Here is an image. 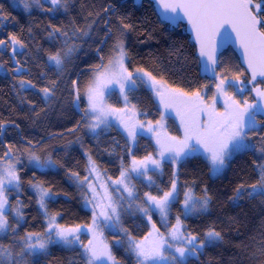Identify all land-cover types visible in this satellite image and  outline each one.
<instances>
[{
    "label": "snow or ice",
    "instance_id": "6c2138e0",
    "mask_svg": "<svg viewBox=\"0 0 264 264\" xmlns=\"http://www.w3.org/2000/svg\"><path fill=\"white\" fill-rule=\"evenodd\" d=\"M144 3L154 21L133 19L129 8ZM20 5L29 14L33 9L50 14L43 31L53 47L38 46L31 27L27 39L16 32L0 38V77L11 82L16 98L15 118H0V264H51L54 247L75 254L68 264H121L117 250L129 264H197L207 250L224 245L226 235L215 224L197 231L188 223L204 219L219 198L203 181H181L182 169L194 159L205 163L213 179L251 157L228 200L236 208L242 201L258 202L264 217V0H103L81 2L76 16L74 0H20ZM60 12L68 23L53 22ZM13 20L0 5V28ZM185 24L202 83H177L159 58L150 56L145 64L133 55L132 35L147 44L157 26H169L171 34ZM86 49L95 56L82 61ZM145 93L158 118H149L141 106ZM112 96L119 103L110 102ZM65 105L80 116L66 132L83 149L82 169L53 156L51 141L65 139L64 132L44 139L28 130L30 124L46 131ZM169 120L176 122L175 134ZM21 121L28 123L22 127ZM82 129L96 141V152L84 144ZM113 130L123 145L113 138L112 145L102 146ZM145 137L154 148L139 156L135 149ZM72 145L71 140L62 145L65 153ZM101 150L116 157L115 177L97 158ZM61 169L79 193L87 214L83 222H62L63 212L50 207L62 195L72 198L40 178ZM25 191L37 205L38 230L26 227ZM252 239L236 247L248 264H264V221L259 239ZM235 264L244 260L237 257Z\"/></svg>",
    "mask_w": 264,
    "mask_h": 264
},
{
    "label": "trees",
    "instance_id": "16d2710c",
    "mask_svg": "<svg viewBox=\"0 0 264 264\" xmlns=\"http://www.w3.org/2000/svg\"><path fill=\"white\" fill-rule=\"evenodd\" d=\"M74 2L76 7L72 9L71 15L76 16L80 11L78 5L81 2H95L99 5L103 0H74ZM133 2L134 0H129L130 4ZM0 5H3L5 11L12 17H15V20L7 23L5 27L0 28V38H5L8 33L16 32L18 34L22 33L23 38L27 39L29 36L28 29L31 27L38 46L44 49L53 47L51 42L47 39L46 33L43 31L51 19L50 14L44 13L40 9H33L31 14L26 13L22 7L14 6L11 0H0ZM129 11L133 12V19L140 20L143 16H150L153 21L155 20V17L151 16V10L148 9L147 3H144V7H140L139 4H137L136 9L129 8ZM56 15L57 19L53 22L59 23L62 21L65 24L68 23V15H65L63 12L57 13ZM77 18L79 19V16H77ZM168 28L169 26H157L155 28L153 40L149 41L147 44L137 43V40L143 39V37L132 35L131 43L134 46L133 55L136 56V59L140 63L145 64L149 63L150 56L159 58L160 62H163V64L173 70L170 72L169 78L177 83L187 82L188 80L202 83L203 81L198 74L199 70L197 63L193 57L192 46L194 41L192 35L187 30L186 24L179 28L172 29L171 34ZM177 49H179L178 52L176 51ZM94 56L95 53L88 57H81V60L92 59ZM242 79H247V75L242 77ZM30 98L36 99L35 97ZM110 102L119 103V97H110ZM15 104L16 98L11 88V82L0 77V118H15V114L12 112V108ZM141 106L148 111L149 118H158L156 117V109L149 94L145 93L141 95ZM79 119V114H75L70 106L65 105L63 114L57 112L50 118L49 124L46 125V131L43 129H34L30 124L28 125V130L35 132L38 138L44 139H46L51 132H64L65 139L51 141V144L57 149V151L53 153V156L54 158H59L63 163L82 169L84 163L82 155L83 149H81L79 145H76V143H78L76 142V137L66 132V129L72 127ZM27 123V121H21L22 127ZM168 125L169 130L175 134L177 127L176 122L169 120ZM80 136L84 144L87 147H91L92 150L96 152V141H94L89 134L83 132V129L80 130ZM8 138L11 139L12 137L9 136ZM113 138L120 140L121 145H123L124 138L116 130L106 134L101 139L100 143L102 146H110L113 143ZM69 140L73 141V145L72 148L65 153L62 145L67 144ZM153 148L154 143L145 137L139 141V146L135 151L137 155L143 156L146 152L152 151ZM97 158L102 166L107 169L108 174L115 177L118 173V161L116 157L108 156L101 150ZM250 159L251 157H243L237 160L221 178L209 179L207 168L202 160L194 159L188 163L186 169H182V182L185 179L191 181L193 178H196L198 181L207 183L210 189L219 197L214 201L210 213L204 219H193L188 222L190 227L200 231L209 224H215L218 228H223L226 235V243L219 248L207 250L206 253L200 257L197 264H235L237 257L243 259L244 264H248L247 259L241 255V248L236 247V245L241 241H243L244 244H253V237L259 239V229L262 221H264V217L260 214L258 202L250 203L248 201H242V207L236 208L228 200V195L231 194L233 184L239 179L242 170L248 167ZM78 161L79 164H77ZM248 171L250 172V169H248ZM169 172L170 169L166 167L165 175L161 178L165 184L168 181ZM24 175L29 176L28 173H24ZM40 178L55 182L62 192L66 191L72 197L70 200H66L62 195L58 198L57 203L50 205L54 210L63 212L62 222L72 224L83 222L87 219V214L83 210L79 200V193L76 191L75 186L72 185L64 175L63 169H61L58 174H50ZM202 186L201 183L197 184V194H199V189ZM24 187L27 190V184H25ZM28 195H30V193L25 191L24 195L21 196V199L29 204V207L24 209L26 227L29 230L33 228L38 230L41 221L37 215V205L34 199L28 201ZM34 217L36 218L33 219ZM141 231H143V229H141ZM52 252L51 264H68L70 258L77 259L74 253L59 247H54ZM116 255L118 259H120L121 264H129V257L126 256L123 250H117Z\"/></svg>",
    "mask_w": 264,
    "mask_h": 264
},
{
    "label": "rangeland",
    "instance_id": "374dc122",
    "mask_svg": "<svg viewBox=\"0 0 264 264\" xmlns=\"http://www.w3.org/2000/svg\"><path fill=\"white\" fill-rule=\"evenodd\" d=\"M12 2H13V4L14 5H16V7H22V5H20V0H11ZM23 8V7H22ZM86 51V53H87V57L88 56H90V55H92V54H94V52L92 51V50H90V49H86L85 50ZM86 56H82V57H86ZM250 87V86H249ZM83 132H85V133H87V131L86 130H83ZM88 134V133H87ZM90 135V134H89ZM76 145H79V143H76ZM154 219H157L158 220V217H154ZM163 230V229H162ZM106 235H107V233H106ZM110 238V237H109Z\"/></svg>",
    "mask_w": 264,
    "mask_h": 264
},
{
    "label": "water",
    "instance_id": "95a60500",
    "mask_svg": "<svg viewBox=\"0 0 264 264\" xmlns=\"http://www.w3.org/2000/svg\"><path fill=\"white\" fill-rule=\"evenodd\" d=\"M190 32V31H189ZM190 34H191V32H190ZM192 35V34H191ZM194 41V40H193ZM239 55V54H238ZM259 79V78H258Z\"/></svg>",
    "mask_w": 264,
    "mask_h": 264
}]
</instances>
